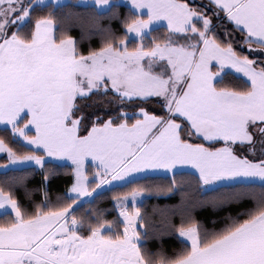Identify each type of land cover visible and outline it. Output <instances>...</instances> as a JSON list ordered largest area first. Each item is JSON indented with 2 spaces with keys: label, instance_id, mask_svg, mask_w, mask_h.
Returning a JSON list of instances; mask_svg holds the SVG:
<instances>
[{
  "label": "snow or ice",
  "instance_id": "1",
  "mask_svg": "<svg viewBox=\"0 0 264 264\" xmlns=\"http://www.w3.org/2000/svg\"><path fill=\"white\" fill-rule=\"evenodd\" d=\"M0 128V264H264V0H0Z\"/></svg>",
  "mask_w": 264,
  "mask_h": 264
},
{
  "label": "trees",
  "instance_id": "2",
  "mask_svg": "<svg viewBox=\"0 0 264 264\" xmlns=\"http://www.w3.org/2000/svg\"><path fill=\"white\" fill-rule=\"evenodd\" d=\"M70 2V1H69ZM69 2H67V3H69ZM78 11H79V9H78ZM74 35H79V30H75L74 31V33H73ZM87 40H85V44H87ZM4 133H3V130H2V128H0V135H3ZM21 197H23V193L21 192V193H18ZM176 201L175 200H168V201H165V200H160V201H156V200H149L148 201V205H149V207H151V205H153V204H156V203H159L161 206H163L165 203H168V204H171V203H175ZM170 245L172 244V242H168ZM174 246V245H173Z\"/></svg>",
  "mask_w": 264,
  "mask_h": 264
},
{
  "label": "rangeland",
  "instance_id": "3",
  "mask_svg": "<svg viewBox=\"0 0 264 264\" xmlns=\"http://www.w3.org/2000/svg\"><path fill=\"white\" fill-rule=\"evenodd\" d=\"M70 0H64L65 3L69 2Z\"/></svg>",
  "mask_w": 264,
  "mask_h": 264
}]
</instances>
